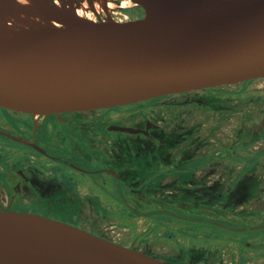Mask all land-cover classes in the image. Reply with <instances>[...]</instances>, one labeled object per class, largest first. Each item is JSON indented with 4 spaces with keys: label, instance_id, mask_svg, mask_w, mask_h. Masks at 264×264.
Segmentation results:
<instances>
[{
    "label": "flooded vegetation",
    "instance_id": "flooded-vegetation-1",
    "mask_svg": "<svg viewBox=\"0 0 264 264\" xmlns=\"http://www.w3.org/2000/svg\"><path fill=\"white\" fill-rule=\"evenodd\" d=\"M262 79L52 114L0 102V212L71 217L166 264H264V236L246 234L264 229L248 181Z\"/></svg>",
    "mask_w": 264,
    "mask_h": 264
},
{
    "label": "water",
    "instance_id": "water-1",
    "mask_svg": "<svg viewBox=\"0 0 264 264\" xmlns=\"http://www.w3.org/2000/svg\"><path fill=\"white\" fill-rule=\"evenodd\" d=\"M33 1L0 0L4 104L52 114L264 78V0H130L146 14L128 21ZM24 13L46 24L12 31L6 17ZM0 264L166 263L64 221L2 211Z\"/></svg>",
    "mask_w": 264,
    "mask_h": 264
},
{
    "label": "bare ground",
    "instance_id": "bare-ground-1",
    "mask_svg": "<svg viewBox=\"0 0 264 264\" xmlns=\"http://www.w3.org/2000/svg\"><path fill=\"white\" fill-rule=\"evenodd\" d=\"M18 1L30 8H36L35 2L33 0ZM118 1L119 0H66L63 2L62 0H57L56 3L60 7H63V4H65L64 7L73 9L80 16L94 20V18L90 16L91 11H97L98 13H101L103 10L112 11L135 5L130 0H122L121 2ZM6 19L11 30L15 32L28 28H34L36 26H43L46 24L45 21L25 13L9 15L6 17ZM3 35V27L0 25V38H2Z\"/></svg>",
    "mask_w": 264,
    "mask_h": 264
},
{
    "label": "rangeland",
    "instance_id": "rangeland-1",
    "mask_svg": "<svg viewBox=\"0 0 264 264\" xmlns=\"http://www.w3.org/2000/svg\"><path fill=\"white\" fill-rule=\"evenodd\" d=\"M121 1L122 0H119L118 2H121ZM129 8L126 7V8L116 9V10H112V11H108V12L106 10H103V11H101V13H98V12L95 13L94 11H91L90 16L92 18H94V19H99V18L107 19V18L111 17V18H113L115 20H118V21L127 20L128 13L125 10H127ZM239 83H241V82H234L231 86L234 87V85L239 84ZM252 88L255 91H258V90H259V92L263 91L264 90V78L262 80L258 81V82H255L253 84ZM253 94L256 95L257 92H253ZM262 94H263V92L261 93V95ZM173 100H174V98H169V99H166V100H162V104H168V103H170ZM227 132H230V130L227 129ZM261 146L262 145L260 143V144L256 145L257 149H255L254 147H252V148L255 149V150H260ZM248 181H249V183H254V185H255V183H257V185H259V187L254 186V188H253L254 191L252 192V194L255 197L253 198V202L251 204V206H253V207H255L256 205L259 206L262 202H264V166H262L260 168H257V170H254V171H252V169L250 171H248ZM34 209L38 210V212H41L40 214H42L43 216H46V217H49V218H54V219H57V220H61V221L67 222V223H69L71 225L79 226V224H77V221L75 219H72L71 217H63V218L55 217V216H51L49 213L42 212L41 210H39L37 208H34ZM252 209L254 210V208H252ZM53 210H55V212H56V210H62V209H61V207L59 205H57V206L53 207ZM263 221H264V217L262 219H259L258 222H255V224L264 223ZM249 222L250 221H248L247 223H249ZM98 224H99V221L97 220L96 221V225H98ZM243 224L240 225V226H245ZM246 234L248 236H255V235H259V236L263 235L264 236V229H259V230L253 231V232H248Z\"/></svg>",
    "mask_w": 264,
    "mask_h": 264
},
{
    "label": "trees",
    "instance_id": "trees-1",
    "mask_svg": "<svg viewBox=\"0 0 264 264\" xmlns=\"http://www.w3.org/2000/svg\"><path fill=\"white\" fill-rule=\"evenodd\" d=\"M125 11L129 14H135L137 18L143 17L146 14L145 10L142 7H133V8H129ZM256 79H258V78L250 79V81H254Z\"/></svg>",
    "mask_w": 264,
    "mask_h": 264
}]
</instances>
